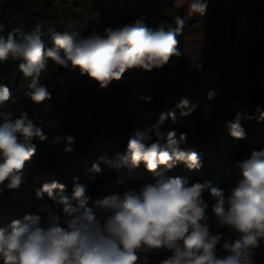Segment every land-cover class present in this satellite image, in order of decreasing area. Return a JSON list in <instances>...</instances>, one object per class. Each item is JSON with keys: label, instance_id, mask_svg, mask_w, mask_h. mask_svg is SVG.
Returning <instances> with one entry per match:
<instances>
[{"label": "clouds", "instance_id": "9594fccd", "mask_svg": "<svg viewBox=\"0 0 264 264\" xmlns=\"http://www.w3.org/2000/svg\"><path fill=\"white\" fill-rule=\"evenodd\" d=\"M192 12L206 15L207 0H188ZM101 13L92 17L98 23ZM176 27L155 29L145 27L141 20L123 25L107 26L101 32L92 27L85 36L79 30L53 32L49 47L46 32L25 33L15 29L0 35V62L21 61L19 71L30 78L27 97L35 104L51 99L47 87L40 83L48 61L63 68L79 69L100 89L120 81L126 71L139 69L151 72L168 64L172 56H180L177 36L183 32L185 19L175 18ZM2 28V26H0ZM218 96L215 90L206 94L208 101ZM12 98L10 89L0 85V106ZM146 103L151 97H140ZM234 107L238 106L233 104ZM197 105L181 97L175 108L180 117L191 115ZM204 109V116L211 112ZM264 120L259 106L255 115L237 113L235 122L228 124L234 139H244L245 129L240 119ZM177 120L175 110L160 113L156 124L135 130L127 142L126 152L118 155L111 166L138 168L141 164L154 176L184 164L189 170L202 167L196 151L184 150L187 136L176 131L162 132L166 119ZM33 140H48L42 125H37L22 111L13 119L11 112L0 111V191L18 189L26 183L27 162L36 153ZM65 142L64 153L74 151L76 137L56 136L52 144ZM241 178L228 194L211 182L189 185L186 179L161 178L139 191H125L123 196L111 194L88 207L87 185L73 179L71 195L57 181L43 183L35 195L62 206L66 217L49 211L42 223L37 214H25L23 221H11L8 228L0 227V262L2 264H149V254L169 253L159 264H258L255 250L264 244V149L237 163ZM93 163L91 171L100 172ZM7 182V183H6ZM122 183V181H117ZM211 197V205L204 194ZM44 209L41 208L40 211ZM215 221L216 230L212 228ZM220 228L228 229L225 236ZM219 246V247H218Z\"/></svg>", "mask_w": 264, "mask_h": 264}, {"label": "trees", "instance_id": "16d2710c", "mask_svg": "<svg viewBox=\"0 0 264 264\" xmlns=\"http://www.w3.org/2000/svg\"><path fill=\"white\" fill-rule=\"evenodd\" d=\"M177 0H139L138 10L132 23L137 19L150 29L163 25L165 29L175 28V18L179 16ZM104 7L100 19L107 16ZM199 22L204 38L213 37L220 50L229 48L225 65L211 90L218 96L208 101L206 95L195 111L180 117L175 105L184 94V73L186 63L184 48L185 29L177 36L180 56H172L161 69L145 72L139 69L126 71L120 81H113L107 89L79 69L63 68L48 61L46 71L41 73L40 83L47 87L51 99L41 104L33 103L25 93L29 90L30 78L19 71L21 61L9 59L0 62V85L7 86L16 101L10 106L12 118H18L22 111L28 113L37 125L43 126L48 140H33L36 153L27 162L28 176L32 182V194L28 198L31 208L39 206L34 196L43 183L57 181L66 186V195H71L73 179L87 185L90 197L88 207L105 195L118 194L134 185L145 186L164 178L180 177L189 185L211 182L212 186L228 193L241 178L237 163L247 159L253 150L264 149V120L240 119L245 129L244 139H234L229 134L228 124L235 122L237 113L255 115L259 106L264 111V0H207L206 15L193 13ZM260 23L259 35L251 38V18ZM40 26L49 47L52 46L53 32H71V27L63 22L57 12L54 0H0V35L17 28L25 33ZM140 97H151L146 103ZM90 102L104 107L109 116V126L101 129L87 120L81 109ZM238 105L236 107L233 104ZM211 106V112L204 116V109ZM175 110L177 120L166 119L160 126L162 132L176 131L177 136L185 133L186 143L181 148L196 151L201 158L199 170H189L178 164L171 170L161 169V176H154L144 165L138 168L127 167L125 172L106 163L102 157L115 163L118 155L126 152L127 142L135 130L156 124L160 113ZM72 135L76 142L74 151L64 153L65 142L52 144L56 136ZM93 163L99 164L100 172L91 171ZM34 180V181H33ZM122 183H117V181ZM34 182V183H33ZM54 214L66 219L62 206L43 197ZM210 195L204 194L209 202ZM217 229L215 221L211 222ZM225 236L231 235L228 229L220 228ZM166 251L159 255L149 254V264H159L167 258ZM2 264V262H0Z\"/></svg>", "mask_w": 264, "mask_h": 264}, {"label": "rangeland", "instance_id": "374dc122", "mask_svg": "<svg viewBox=\"0 0 264 264\" xmlns=\"http://www.w3.org/2000/svg\"><path fill=\"white\" fill-rule=\"evenodd\" d=\"M54 4L60 19L67 23L72 31L79 30L87 36L92 27L103 32V29L109 25L132 23L138 10L139 0H54ZM104 7L108 9V15L101 18L98 23H94L92 20L94 13L96 11L101 13ZM175 8L179 17L185 19L184 59L186 70L184 73V94L192 104H196L213 87L225 65L229 48L220 50L213 37H203L199 22L193 16L194 12L188 7V0H177ZM251 22V38L255 40L259 35L260 23L254 16H252ZM15 101L16 97L14 96L0 106V111L9 112L10 106ZM81 112L87 120L97 127L108 128L109 116L102 105L90 102L81 109ZM119 169L121 172H125L128 168L122 166ZM31 186L32 182L27 174L26 183H23L20 188H4L0 191V227L8 228L11 221L16 219L23 221L25 214L40 215L42 223L44 222L51 209L44 198L39 199L37 208L29 206L28 198L32 194ZM142 187L134 185V187L125 189L118 194L123 196L125 191H139ZM33 194L36 196L35 192ZM41 208L44 210L40 211ZM63 220L61 218L62 223ZM255 259L258 264H264V244L255 250Z\"/></svg>", "mask_w": 264, "mask_h": 264}, {"label": "built area", "instance_id": "2783aa9c", "mask_svg": "<svg viewBox=\"0 0 264 264\" xmlns=\"http://www.w3.org/2000/svg\"><path fill=\"white\" fill-rule=\"evenodd\" d=\"M209 202H212L211 198L208 200ZM207 202V201H206Z\"/></svg>", "mask_w": 264, "mask_h": 264}]
</instances>
